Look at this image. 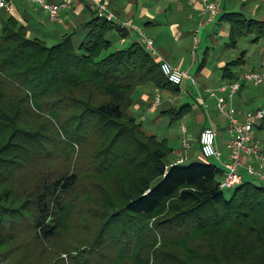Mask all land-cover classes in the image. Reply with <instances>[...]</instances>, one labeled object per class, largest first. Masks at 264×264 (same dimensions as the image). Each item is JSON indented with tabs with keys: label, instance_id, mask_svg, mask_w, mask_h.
Returning a JSON list of instances; mask_svg holds the SVG:
<instances>
[{
	"label": "trees",
	"instance_id": "obj_1",
	"mask_svg": "<svg viewBox=\"0 0 264 264\" xmlns=\"http://www.w3.org/2000/svg\"><path fill=\"white\" fill-rule=\"evenodd\" d=\"M221 20L232 48L264 40V19ZM82 29L49 46L0 12V264H264V183L226 198L199 136L205 162L172 166L129 108L139 88H180L143 42L115 48L128 29L97 10Z\"/></svg>",
	"mask_w": 264,
	"mask_h": 264
},
{
	"label": "rangeland",
	"instance_id": "obj_2",
	"mask_svg": "<svg viewBox=\"0 0 264 264\" xmlns=\"http://www.w3.org/2000/svg\"><path fill=\"white\" fill-rule=\"evenodd\" d=\"M228 1L229 0H227V3ZM22 3L30 8L28 11L33 13L40 12V22H42V25L44 26L42 29H39V31H34L35 35L32 34L33 36L30 35V37L43 39L50 46L58 43L62 36L68 33L69 30L65 29L66 27L64 24L57 25L59 22H51L48 15L39 5L28 1H23ZM231 6L234 12L242 13L246 18L260 20L264 17V0H239L235 2L232 0ZM34 9L38 10V12ZM68 9L69 8L63 9L61 16ZM218 19L216 20V23L214 22L205 27L199 28L201 20L199 17V23L196 22L197 24L192 27L193 32L196 30L199 31L198 45L195 46L194 38L192 37L189 45L186 46L185 51L180 55L176 53L174 56V64H178L183 57L186 59L182 68L183 70H179L187 73L190 76V79L195 80L196 84H193L190 80L185 81L184 84L181 85V90L178 94H174L170 90H159L152 86H146L136 90L132 96L133 105L129 108V114L137 123L142 125L145 133L155 136L160 142L165 141L167 143V146L173 150V156L170 158L171 162H174L182 152L180 127L185 125L191 130L194 116L205 113L204 107L197 103L199 100L198 90L201 91V95L203 94L205 96L206 102L209 106V116L215 124L220 125L221 127L227 126V122L224 120L225 118L222 116H220V118L216 115L217 111L215 109V104L206 93V90L216 91L219 87L214 88V84L211 81L206 80L205 76L201 74L202 69H199V66H202L205 72L208 71L211 74V79L215 80L214 83H217V81L220 82L219 78L222 75L221 70L218 69L220 61H237L242 57L243 53H245V56H248V58H245L244 64L239 65V69L242 70L241 72L259 71L261 69V63L264 61V40L259 39L258 41H254L257 36L256 33L238 38L235 47L231 48L229 46L230 48H226V45L228 46L231 42L228 33L230 22L226 20L220 22ZM46 30L47 32L49 31L51 35H48L50 36H46ZM222 30H224L223 33ZM54 31H59L60 34L59 36L57 34L58 37H54ZM129 43L130 41H128L125 46ZM125 46H119L118 43H116L115 48L120 49ZM202 86L206 87L204 91L201 88ZM262 86L263 87L260 86V88H256L264 89V84ZM182 91H185V94ZM253 92L258 91L253 89ZM156 97L160 98L161 104L156 109L150 110V101ZM146 98L148 99L146 100ZM259 103L260 101L258 102V105ZM254 105L248 106V108L255 107ZM188 108H190L189 111H185ZM169 110L172 111V114H164L165 111ZM183 110L185 112L179 114L180 112H183ZM194 131H196V128H194ZM190 138L191 140H195L192 136H190ZM254 138L257 139L261 145H264V131H254ZM193 140L191 143H193ZM220 145L223 147L222 139L220 140ZM88 147V145H83L82 147L77 148L76 157H78L77 162L79 163V166L87 163L90 158L91 154ZM196 153L198 154L197 147L192 148L188 154L190 160L187 164L192 163L193 161L205 162L202 158H200L201 160H197L198 155ZM226 154L228 155L227 152ZM216 164L219 168L223 169L220 163L216 162ZM242 173L245 180L254 179L253 177L248 176L245 172ZM233 192L234 189L223 190L226 198H230Z\"/></svg>",
	"mask_w": 264,
	"mask_h": 264
},
{
	"label": "crops",
	"instance_id": "obj_3",
	"mask_svg": "<svg viewBox=\"0 0 264 264\" xmlns=\"http://www.w3.org/2000/svg\"><path fill=\"white\" fill-rule=\"evenodd\" d=\"M51 3H69V9L63 13L59 23L65 25V29L69 30L68 33H84L85 30L82 29V26L85 22L90 20L93 16L95 10H97V5L103 0H47ZM109 1V11L112 13L115 22L122 28L128 29V37L124 39V42H117L119 46H125L128 41L133 42H142L140 36L137 35L135 28L142 30L148 38H150L156 47L158 57L156 60L159 62L161 60L168 62L172 67L183 70V65L186 62V59L183 57L180 59L178 64H174V56L176 53L178 55L182 54L185 51L187 45H189L192 37L193 31L192 27L199 23L198 13L189 7L183 0H108ZM220 4L221 13L219 15L218 21L222 22L221 16L227 13H233L234 10L231 6V1L229 0H215ZM239 1V0H233ZM247 1V0H246ZM13 10L12 15L24 26L28 28L29 36L35 35V32L39 29H42L44 26L40 22L38 10L34 9L38 13H33L28 11L30 8L26 7L22 2L18 3L16 0L12 1ZM237 13V12H236ZM264 19L261 18L260 20ZM197 22V23H196ZM216 23V21H215ZM32 28V29H30ZM224 30H222V33ZM46 36H50L49 31L46 30ZM54 37L59 36V31H54ZM50 34V35H48ZM116 34V33H115ZM32 35V36H33ZM53 35V34H52ZM65 35V34H64ZM63 35V36H64ZM117 35V34H116ZM114 35V36H116ZM57 36V37H58ZM230 48L226 45V48ZM232 48V47H231ZM188 52V51H187ZM245 56L243 53L242 57L238 61L225 62L220 61L218 64V69L221 70L222 75L219 78L220 82L214 83L215 80H212L211 74L207 71H204V68H201V74L205 76L206 80L211 81L214 84V88L220 87L223 84H228L227 80L222 79L223 76L228 75L229 72L240 73L242 70L239 69V65L245 63ZM236 62V63H234ZM231 64V65H230ZM264 61H262L260 68L263 66ZM189 76V75H188ZM190 77V76H189ZM192 79H190L191 81ZM189 81V79H185ZM193 83V82H192ZM196 84L195 80L194 83ZM181 87V86H180ZM179 87V88H180ZM263 87V86H261ZM204 91L206 87L202 86ZM260 88V87H259ZM253 89L258 92H253ZM181 90V89H180ZM185 94V91H182ZM198 90L199 99L202 98L206 104L205 113L198 114L194 116L192 129L189 130V135L193 140V145L196 143L200 133L207 129L213 128L218 136V147L223 153V161L227 158L226 142L229 139L228 134V122L226 127H221L220 125L215 124L212 118L208 113V103L206 102L205 96ZM219 97L221 99L226 98V94L220 93ZM148 98H146L147 100ZM152 101V100H151ZM150 101V102H151ZM214 102V100H211ZM260 101L259 105L258 102ZM199 105L200 101L197 102ZM256 104V105H254ZM233 105L240 110H254L264 107V89H257L250 85H243L238 95L233 100ZM254 105L255 107L248 106ZM202 106V105H201ZM216 109V108H215ZM189 111V110H188ZM216 115L217 112H216ZM219 116V115H218ZM220 117V116H219ZM221 118V117H220ZM219 118V119H220ZM187 127V126H186ZM188 128V127H187ZM196 128V131H194ZM264 131V130H263ZM223 140V147L220 145V140ZM257 141V140H256ZM263 146V145H262ZM264 147V146H263ZM181 154V153H180ZM197 154V153H196ZM198 155L197 160H201L200 155ZM243 176V175H242ZM244 177V176H243Z\"/></svg>",
	"mask_w": 264,
	"mask_h": 264
},
{
	"label": "built area",
	"instance_id": "obj_4",
	"mask_svg": "<svg viewBox=\"0 0 264 264\" xmlns=\"http://www.w3.org/2000/svg\"><path fill=\"white\" fill-rule=\"evenodd\" d=\"M39 5L48 18L53 23H58L61 19L63 9L69 8V3H51L47 0H22ZM189 7L195 10L200 16L199 28L214 23L221 13L220 4L215 0H183ZM109 1L103 0L97 5L99 17L106 21H113L114 17L109 11ZM13 5L11 0H0V12L11 13ZM138 36L141 37L145 50L154 57L158 53L154 42L143 34L142 30L135 28ZM198 33L193 32L195 46L198 45ZM124 42V39L121 40ZM160 69L167 81L180 87L185 79H189L187 73L172 67L168 62L161 60ZM194 83V80H191ZM264 84V64L259 71L240 72L238 78L233 83L223 84L216 91L206 90L208 97L215 101V108L219 116L228 122L229 139L226 142L227 158L223 161V153L218 147V136L213 128H207L200 133L199 150L203 159H214L223 167V178L219 187L224 189H234L242 183V172L248 176L264 183V147L255 140L254 130L257 125L264 121V107L254 110H240L233 105L234 98L238 95L243 85L260 87ZM220 93L226 94L225 99L219 97ZM200 104L206 109V104L202 98ZM161 104L159 97L151 101L150 110L156 109ZM182 139V152L172 163V166L183 165L190 158L189 152L193 148L188 128L185 125L180 127Z\"/></svg>",
	"mask_w": 264,
	"mask_h": 264
}]
</instances>
